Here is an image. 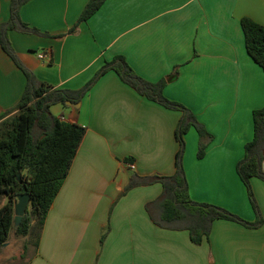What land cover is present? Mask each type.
<instances>
[{
	"label": "crops",
	"instance_id": "crops-1",
	"mask_svg": "<svg viewBox=\"0 0 264 264\" xmlns=\"http://www.w3.org/2000/svg\"><path fill=\"white\" fill-rule=\"evenodd\" d=\"M88 1L24 3L22 20L49 36L10 31L22 63L54 88H81L116 55L150 82L165 78L164 95L192 110L212 136L199 158L197 131L184 135L191 198L254 222L236 166L253 138L252 112L264 106V70L246 50L240 20L264 26V0H105L69 33ZM9 7L10 0H0V23ZM25 85L24 73L0 46V115L20 100ZM51 112L85 127V135L38 246L27 248L23 262V243L3 257L6 242L0 264H264V181L257 177L250 182L263 224L215 219L199 245L188 230L152 221L145 205L160 195V183L120 196L132 171L174 173L181 111L140 95L110 70L78 104L58 103Z\"/></svg>",
	"mask_w": 264,
	"mask_h": 264
},
{
	"label": "trees",
	"instance_id": "trees-1",
	"mask_svg": "<svg viewBox=\"0 0 264 264\" xmlns=\"http://www.w3.org/2000/svg\"><path fill=\"white\" fill-rule=\"evenodd\" d=\"M27 1L10 0L9 17L7 21L0 23V46L26 77L20 100L0 115V202L7 198L5 202L0 203V249L7 242L10 230L15 225L14 203L16 196L22 193L29 194L30 202L21 222L14 228L16 233L24 238L23 253L30 246H38L48 211L68 175L85 135V127L61 120L51 112V106L58 103L64 106L78 104L94 83L110 70L116 72L124 83L140 95L166 108L181 111L174 131L179 144L175 155L174 173L140 175L132 171L120 196L135 187L160 183V195L145 205L152 221L163 228L188 230L191 241L196 245L208 238L215 219L232 220L254 228L263 224L250 181L253 177L264 181V106L252 112L253 138L245 144L244 156L236 166V172L246 188L256 216L254 222H249L219 205L198 202L191 198L183 165L184 135L190 128L197 131L199 158L204 155L212 136L192 110L164 95L165 78L156 82L142 78L123 55H116L106 61L94 76L78 89L54 88L26 67L15 52L9 32L15 30L49 36L22 20L20 9ZM104 1L89 0L68 32H74L79 23L90 18ZM240 23L248 54L264 70V26L250 17L241 18ZM103 238L102 235L100 242Z\"/></svg>",
	"mask_w": 264,
	"mask_h": 264
},
{
	"label": "rangeland",
	"instance_id": "rangeland-1",
	"mask_svg": "<svg viewBox=\"0 0 264 264\" xmlns=\"http://www.w3.org/2000/svg\"><path fill=\"white\" fill-rule=\"evenodd\" d=\"M55 105V104H54ZM58 116V115H57ZM131 173V172H130ZM130 175V174H129ZM7 200V198H3L2 201L0 203H3ZM15 227V225H14ZM12 228L10 230L9 236H8V240L6 245L4 246V250H3V257H7L8 253L10 254H14L16 252V250L18 251L21 244L24 241V238L21 235H18L15 231V228ZM26 255V256H25ZM24 259L23 262L26 260V258L29 256V254L23 253Z\"/></svg>",
	"mask_w": 264,
	"mask_h": 264
},
{
	"label": "water",
	"instance_id": "water-1",
	"mask_svg": "<svg viewBox=\"0 0 264 264\" xmlns=\"http://www.w3.org/2000/svg\"><path fill=\"white\" fill-rule=\"evenodd\" d=\"M19 176V175H18ZM30 196L28 193L18 194L14 203V224L18 226L29 205Z\"/></svg>",
	"mask_w": 264,
	"mask_h": 264
},
{
	"label": "built area",
	"instance_id": "built-area-1",
	"mask_svg": "<svg viewBox=\"0 0 264 264\" xmlns=\"http://www.w3.org/2000/svg\"><path fill=\"white\" fill-rule=\"evenodd\" d=\"M39 57L44 58V57H45V54L40 53V54H39Z\"/></svg>",
	"mask_w": 264,
	"mask_h": 264
}]
</instances>
